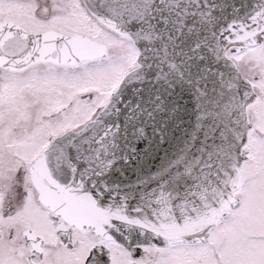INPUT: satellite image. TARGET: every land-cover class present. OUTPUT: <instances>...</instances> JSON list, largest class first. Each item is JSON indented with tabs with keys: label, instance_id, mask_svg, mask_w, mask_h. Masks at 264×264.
I'll return each instance as SVG.
<instances>
[{
	"label": "snow or ice",
	"instance_id": "snow-or-ice-1",
	"mask_svg": "<svg viewBox=\"0 0 264 264\" xmlns=\"http://www.w3.org/2000/svg\"><path fill=\"white\" fill-rule=\"evenodd\" d=\"M0 264H264V0H0Z\"/></svg>",
	"mask_w": 264,
	"mask_h": 264
}]
</instances>
